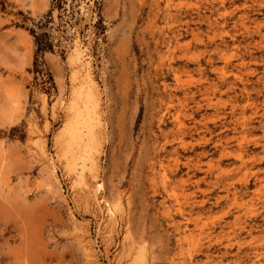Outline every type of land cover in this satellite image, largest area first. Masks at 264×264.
I'll return each mask as SVG.
<instances>
[{
  "label": "rangeland",
  "instance_id": "1",
  "mask_svg": "<svg viewBox=\"0 0 264 264\" xmlns=\"http://www.w3.org/2000/svg\"><path fill=\"white\" fill-rule=\"evenodd\" d=\"M158 1L0 0V264H137L142 251L140 264H264V117L252 120L254 106L264 114V0ZM76 43L99 87V181L122 202L114 219L56 145L83 79L72 80ZM177 120L198 131L174 154ZM221 138H235L222 160Z\"/></svg>",
  "mask_w": 264,
  "mask_h": 264
},
{
  "label": "bare ground",
  "instance_id": "2",
  "mask_svg": "<svg viewBox=\"0 0 264 264\" xmlns=\"http://www.w3.org/2000/svg\"><path fill=\"white\" fill-rule=\"evenodd\" d=\"M158 1V0H157ZM223 1V0H222ZM159 2V1H158ZM167 2L169 3V2H171V0H167ZM222 3H225V2H222ZM157 4V3H156ZM159 5V4H158ZM172 5V4H171ZM223 5V4H222ZM249 5V4H248ZM156 6V5H155ZM218 6V5H217ZM160 7V6H159ZM171 7V6H170ZM253 7V6H252ZM158 8V7H157ZM217 8L218 7H214L213 6V11L215 12H217ZM161 9V8H160ZM245 9V8H244ZM251 9V8H250ZM249 9V10H250ZM169 10V9H168ZM160 12V11H159ZM219 12V13H218ZM218 14H221L220 13V11L218 10ZM170 13V12H169ZM245 13V12H244ZM224 15V14H223ZM228 15V14H227ZM226 15V16H227ZM244 15H246V14H244ZM169 16H170V14H169ZM220 16H222V15H220ZM231 16V15H230ZM240 16V15H239ZM247 16V15H246ZM249 16V15H248ZM181 16L179 15V13L178 14H176V15H171V18H172V20L173 21H176L175 19H179ZM207 17V16H206ZM206 17H202V15L200 16L199 15V20H200V22L199 23H205V24H208V27H209V29H214V28H216V27H220L222 24H220L219 22H218V19H214V22L213 21H211V19L210 18H206ZM223 17V16H222ZM166 18H167V16H166ZM206 18V19H205ZM220 18V17H219ZM222 18H220L219 20H221ZM230 19V18H229ZM247 18L245 17V16H242L241 15V17H240V19L238 20V21H240V22H245V20H246ZM252 20V19H251ZM172 21V22H173ZM180 21V20H179ZM176 22V23H180V22ZM184 22V21H183ZM189 21H187V23L185 24V26L187 25V27H189V23H188ZM190 22H191V20H190ZM193 22V21H192ZM191 22V23H192ZM197 22V21H196ZM239 22V23H240ZM238 23V22H237ZM169 24V23H168ZM224 25L225 24H227V21L225 20L224 21V23H223ZM235 25H236V22L234 23ZM243 24V23H242ZM183 25V24H182ZM260 26V25H259ZM221 27H224V26H221ZM260 27H262V26H260ZM260 27H257L256 29H259ZM191 28V27H190ZM221 29V28H220ZM182 30V29H181ZM188 30V29H187ZM258 31V34H260L261 35V32L259 31V30H257ZM180 32V31H179ZM194 33V32H193ZM249 34L251 35V34H253L251 31L249 32ZM255 34V33H254ZM257 34V33H256ZM178 35V34H177ZM176 35V36H177ZM181 35V34H180ZM184 36V35H183ZM262 36V35H261ZM180 37V36H179ZM178 37V38H179ZM181 37H182V35H181ZM177 38V39H178ZM175 39V38H174ZM176 40V39H175ZM174 40V41H175ZM234 40V39H233ZM184 42V41H183ZM81 43V42H80ZM79 43V44H80ZM174 43H177V50L179 51V48L181 49V46L182 47H184L182 44L179 46V48H178V45H179V41L177 40V42H173V44ZM79 44L78 43H76L75 44V47H74V50H73V52H72V54L69 56V63H70V65H72V67H73V70H74V73H73V76H72V80L73 81H76L77 79H78V75H80L83 79H82V81H81V85H80V87L79 88H77V89H75L74 90V96H73V99H72V102H71V104H70V107H69V119H68V121H67V123H66V125L64 126V136H60L59 135V137L56 139V145H57V147H61V149H62V154L60 155L64 160H65V169L67 170V172L68 173H72V174H75L76 172H77V167H78V165L79 164H81V172L78 174V177H77V182L80 184V185H83L84 186V190L86 191L85 193L88 195V196H90L92 199H96V201L97 202H99L100 204H103L104 205V207H105V210L108 212V214H109V216L112 218V216L113 215H115L117 212H120L121 211V209H122V202H121V200L120 199H117V200H114V201H109V197L108 198H106V197H102L103 196V192H105L106 191V187H105V184L102 182V181H99V173H100V169H99V164H98V161H97V158H98V154H99V152H100V150H101V138H100V136H99V133H98V130H99V128L101 127V117H100V114H99V97H98V85H97V82L94 80V77H93V73H92V71H91V62H89V60L87 61V59H86V57H85V55H84V53H85V51H83L82 50V48H81V46H79ZM167 44V43H166ZM174 46V45H173ZM189 46V45H188ZM169 47V46H168ZM186 48H187V46H186ZM171 49V48H170ZM174 49V48H173ZM184 49V48H183ZM85 50V49H84ZM215 50V49H214ZM246 50H248V49H246ZM250 50V49H249ZM168 51H169V49H168ZM181 51V50H180ZM183 51V50H182ZM220 51H222V50H219L218 48H216V50H215V52L213 53V54H218L217 52H219L220 53ZM251 51V50H250ZM169 52H171V51H169ZM173 52V51H172ZM176 52V51H175ZM225 52V51H224ZM223 52V53H224ZM252 52V51H251ZM170 54V53H169ZM175 54V53H174ZM225 54V53H224ZM171 55V54H170ZM223 55V54H222ZM87 56V55H86ZM217 56V55H216ZM250 56H252V55H250ZM175 57H176V55H175ZM224 57V56H223ZM208 62L206 61L205 63L207 64L208 63V65L210 66L211 65V67L213 66V64H214V62H213V55H210L209 54V56H208ZM250 58V57H249ZM89 59V58H88ZM175 59H177V58H175ZM180 59V58H179ZM220 59H223V58H220ZM253 59V58H252ZM164 60V59H163ZM173 60V63L175 62V60H174V58L172 59ZM218 60H219V57H218ZM255 60V59H254ZM188 61H190V60H188ZM242 62H241V66H246V62L244 61V60H241ZM247 61V60H246ZM172 62V61H171ZM229 62V61H228ZM227 62V63H228ZM257 61H255V63H256ZM199 63V62H198ZM257 63H259V62H257ZM231 64V63H230ZM163 66H164V64H163ZM247 66H248V64H247ZM163 68V67H162ZM218 67H216V68H213V69H211L212 70V73L214 74V73H216V74H218V69H217ZM204 69V68H203ZM202 69V70H203ZM168 70H169V68H168ZM171 70V69H170ZM174 70V69H173ZM201 70V69H200ZM221 70V69H220ZM177 70H175V72H176ZM223 71V70H222ZM253 71V70H252ZM173 72V71H172ZM174 72V73H175ZM188 72V71H187ZM186 72V73H187ZM202 72V71H201ZM182 73H184V72H182ZM223 73H224V71H223ZM255 72H253L251 75H253ZM222 74V73H221ZM184 75V74H183ZM207 76V75H206ZM221 76V75H220ZM219 76V77H220ZM226 76H229V75H225V73L223 74V78H221L220 79V83H216V84H214L212 81V86H209L210 84H208V86H209V88L208 87H206L205 85H203V86H205V88L203 89V90H206V93L209 95V92L208 91H211V90H213L214 92H220L221 90H220V88H221V83L222 84H224V83H226L227 82V80H226ZM254 76V75H253ZM177 77V76H176ZM180 77V76H179ZM218 77V76H217ZM259 78H261V77H259ZM210 80V79H209ZM208 80V81H209ZM261 81H262V79H261ZM207 82V81H206ZM250 82V81H249ZM260 82V81H259ZM231 83V85H232V82H230ZM262 83V82H261ZM166 86V85H165ZM226 87V86H225ZM227 87H230V85L229 86H227ZM233 87V86H232ZM235 87V86H234ZM167 88H168V86H167ZM245 88V87H244ZM229 89V88H228ZM230 89H232V88H230ZM229 89V90H230ZM197 90H198V88H197ZM242 90H243V88H242ZM245 90V89H244ZM165 91V90H164ZM185 91H186V89H185ZM199 92V91H198ZM213 92V93H214ZM248 92H249V90H248ZM203 93V92H202ZM205 93V94H206ZM200 94V93H199ZM205 94H204V96H205ZM184 95H186L185 93H184ZM190 95V94H189ZM195 95V94H194ZM172 96V95H171ZM196 96V95H195ZM207 96V95H206ZM190 97H192V92H191V95H190ZM210 98V97H209ZM193 99V98H192ZM191 98H190V100H192ZM205 99V98H204ZM166 101H168V100H166ZM172 101V100H171ZM204 101H206V100H204ZM195 102H197V101H195ZM249 102V101H248ZM254 102V101H253ZM171 103V102H170ZM207 104H205L206 105V108L207 109H211V108H213V107H216V106H218V103H217V105L215 106L214 105V103L213 102H211V100H209L208 102H206ZM251 103H252V101H251ZM257 103V102H256ZM204 104V103H203ZM262 104V103H261ZM46 105H47V103H46V100H44V106L46 107ZM197 105V104H196ZM171 106H172V104H171ZM201 105H199V108L198 109H201ZM254 107H256V112L253 114L254 116H253V118H252V120L253 119H256L257 121H258V118H261V119H263V117H264V114H262V115H260V113L258 112V106H254ZM254 107L252 108V109H254ZM264 107V106H263ZM197 108V107H196ZM243 108V107H242ZM251 108V107H250ZM249 108V109H250ZM240 109H241V107H240ZM244 109H247L246 107H244ZM263 109V108H262ZM215 110V109H214ZM195 111V110H194ZM234 111V110H233ZM254 111H255V109H254ZM262 111V110H261ZM260 111V112H261ZM244 112V111H243ZM252 112V111H251ZM262 112H264V111H262ZM195 113V112H194ZM236 113V112H235ZM253 113V112H252ZM173 114V113H172ZM167 115V114H166ZM195 115V114H194ZM246 115V114H245ZM217 116V115H216ZM215 116V117H216ZM226 116V115H225ZM224 116V117H225ZM252 116V115H251ZM204 118L206 117V116H203ZM203 117H201V118H203ZM207 118V117H206ZM209 118V117H208ZM219 118V116L217 117V119ZM222 118V117H221ZM226 118V117H225ZM220 119V118H219ZM178 120H180L179 119V117H178ZM177 120V121H178ZM202 120V119H201ZM201 120H199V122L201 121ZM205 120V119H204ZM204 120H202V122L204 121ZM207 120V119H206ZM248 120V119H247ZM251 120V121H252ZM255 120V121H256ZM176 121V122H177ZM198 121V120H197ZM212 121V120H211ZM215 121H216V118H215ZM245 121V120H244ZM263 121V120H262ZM261 121V122H262ZM179 122V121H178ZM195 122V121H194ZM223 122V121H222ZM228 122H230V121H228ZM247 122H249V120L247 121ZM260 122V121H259ZM183 123V122H182ZM182 123H180L179 122V126H177L178 127V129L177 128H175V129H177L176 130V135H175V139L173 140L172 139V141L171 142H169V145H173V144H178V146L179 147H177L178 149H176L175 151L173 150V152H174V154H178V152H179V148L181 149V150H183V149H185L186 150V148H187V144H186V137L188 136V134H192L191 132L192 131H194V130H196V131H198V127H197V124H195V125H193V127H192V129H188L187 128V126H185L184 125V123L182 124ZM198 123V122H197ZM211 123H213V122H211ZM225 123V122H224ZM263 123V122H262ZM262 123H261V128H259V129H262ZM199 124V123H198ZM204 124V123H203ZM264 124V123H263ZM176 125H178V124H176ZM204 125H206V123L204 124ZM219 125V124H218ZM223 125V124H222ZM246 125V124H245ZM215 126H217V125H215ZM220 126V125H219ZM226 126V125H225ZM260 126V125H259ZM232 127V126H231ZM246 127V126H245ZM251 127H253L252 125H251ZM226 128V127H225ZM227 128H229V127H227ZM248 128V127H247ZM258 128V127H257ZM231 129V128H230ZM201 130V129H200ZM253 130H254V128H253ZM256 130V129H255ZM262 130H264V129H262ZM172 131H174V130H172ZM251 131V130H250ZM249 131V132H250ZM169 132V131H168ZM202 132H204L203 134H209V135H212L213 133H211V129L208 127V126H206L204 129H203V131ZM219 132V131H218ZM236 132V131H235ZM199 134V133H198ZM202 134V135H203ZM227 134V133H226ZM241 134H243V133H241ZM214 135V134H213ZM217 135V134H216ZM207 135H204V137L201 139V142H199V143H201V144H208V143H210L211 142V139H209L208 137H206ZM220 136V135H219ZM225 136V135H224ZM239 136V135H238ZM200 137V136H199ZM234 137V136H233ZM243 137V136H242ZM166 138H167V136H166ZM192 138V137H191ZM212 138V137H211ZM218 138V137H217ZM216 138V139H217ZM170 139V138H169ZM193 139V138H192ZM171 140V139H170ZM198 140V139H197ZM200 140V139H199ZM188 141V140H187ZM234 141H235V138H228V139H224V140H222V138L221 139H219V146L223 149L221 152H222V155H221V157H220V159L222 160V159H224V158H230V154H228V152H230V151H228V149H229V146L232 144V143H234ZM238 141V140H237ZM255 141V140H254ZM189 142V141H188ZM256 142V141H255ZM252 143V142H251ZM259 143V142H258ZM258 143H257V145H258ZM201 144H199V145H201ZM191 145V144H190ZM196 145V144H195ZM194 145V146H195ZM46 145H44V143H42V144H40L39 146H38V148H39V150H40V152H41V154L42 155H44L45 157H47V150H46V147H45ZM215 145H213V147H214ZM218 146V145H217ZM263 146V145H262ZM192 147V146H191ZM58 148V149H59ZM173 148V147H172ZM176 148V147H175ZM262 148V147H261ZM264 148V147H263ZM38 150V151H39ZM230 150V149H229ZM264 150V149H263ZM173 152H172V154H173ZM205 153V152H204ZM36 154V153H35ZM171 153L169 152V154L168 155H170ZM173 154V155H174ZM199 155V154H198ZM44 156H43V158H44ZM181 156V155H180ZM208 156V155H207ZM170 157H173L172 155L170 156ZM198 157V156H197ZM200 157V156H199ZM241 157L242 156H240V159H241ZM264 157V156H263ZM262 157V158H263ZM232 158V157H231ZM46 159V158H45ZM254 159V158H253ZM256 159V158H255ZM50 160H52V159H50ZM50 160H48V161H50ZM200 160V159H199ZM220 160V161H221ZM47 161V160H46ZM198 161V160H197ZM243 161V160H242ZM261 161H263V160H261ZM261 161H259V159L258 160H254V162L255 163H259V162H261ZM53 162V161H52ZM52 162H50V164H51V166H50V168H48V170L49 171H51L53 174H55V166L53 165V163ZM56 162V161H55ZM247 162V161H246ZM57 163V162H56ZM63 163V162H62ZM195 163V162H194ZM245 163V162H244ZM49 164V163H48ZM47 164V165H48ZM49 164V165H50ZM198 164V163H197ZM200 164H201V162H200ZM46 165V164H45ZM195 165V164H194ZM199 165V164H198ZM196 166V169H194V170H201V165H199V166ZM237 165V164H236ZM241 165H242V162H241ZM255 165V164H254ZM239 166H240V164H239ZM190 168V167H189ZM221 168V167H220ZM236 167L234 166L233 167V169H235ZM232 169V168H231ZM190 170V169H189ZM193 170V169H192ZM222 170V169H221ZM240 170V169H239ZM238 170V171H239ZM261 170V169H260ZM232 171V170H231ZM205 172V171H204ZM228 172H230V171H228ZM226 173V174H228V175H230L229 173ZM188 173V172H187ZM225 174V173H224ZM188 175V174H187ZM193 175V174H192ZM207 175V174H206ZM213 177V176H212ZM220 177H222V176H220ZM220 177H218V179L220 178ZM204 178V177H203ZM223 178H224V176H223ZM190 180H191V178H189ZM216 179V178H215ZM221 179V178H220ZM227 179V178H226ZM189 180V181H190ZM202 179H200V182H202L201 181ZM222 180V179H221ZM220 180V181H221ZM57 181V180H56ZM205 181V180H204ZM218 181V180H217ZM228 181H230V180H228ZM207 182V181H206ZM199 183V182H198ZM215 183V182H214ZM218 183V182H217ZM217 183H215V184H217ZM208 184V183H207ZM212 184V183H211ZM210 184V185H211ZM220 184H223L222 183V181H221V183ZM224 184H225V182H224ZM195 185V184H194ZM213 187L212 188H214L215 187V185L213 184L212 185ZM216 186H218V185H216ZM224 186H227V184H225ZM231 188V187H230ZM215 189V188H214ZM225 190V189H224ZM102 195V196H101ZM228 195V194H227ZM84 198V197H83ZM86 199V198H85ZM224 199V198H223ZM201 202V201H200ZM98 204V203H97ZM91 207H93V206H91ZM99 207V206H98ZM197 207V206H196ZM100 208V207H99ZM95 210V209H94ZM102 210V209H101ZM98 212V211H97ZM101 213H102V211H101ZM183 213H186L185 211L183 212ZM182 213V214H183ZM118 214V213H117ZM192 214V213H191ZM105 215V214H104ZM191 216V215H190ZM189 216V217H190ZM106 217V216H105ZM192 217V216H191ZM112 219H114V218H112ZM112 219L110 220V222H112ZM190 219V218H189ZM191 220V219H190ZM189 220V222H191ZM115 222V221H114ZM195 223V222H194ZM111 224V223H110ZM242 224V223H241ZM113 225V224H112ZM111 225V226H112ZM115 225V224H114ZM187 225V224H186ZM239 227V226H238ZM80 230V229H79ZM106 230V229H105ZM233 231H234V229H233ZM109 232V231H108ZM105 233V232H104ZM129 234V233H128ZM112 235V234H111ZM212 236V235H211ZM83 237V236H82ZM111 237V236H110ZM125 237V236H124ZM123 237V238H124ZM208 237V236H207ZM108 239H111V238H108ZM131 239V238H130ZM125 240V239H124ZM128 239L126 238V240L125 241H127ZM83 241V240H82ZM82 241H81V243H82ZM111 241H112V239H111ZM129 241V240H128ZM132 241V240H131ZM126 244H128L127 242H125ZM137 243V242H136ZM106 244V243H105ZM131 245L133 244L132 242L130 243ZM121 245V244H120ZM130 245V246H131ZM133 246V245H132ZM138 246V245H137ZM134 247V246H133ZM84 248H85V251L86 252H88V255L89 254H91L89 251L91 250H89V247L85 244L84 245ZM122 248V247H121ZM138 248H139V246H138ZM127 251V250H126ZM208 251V250H207ZM129 252V251H128ZM127 253V252H126ZM126 253H124V254H126ZM140 253V255H138L137 256V260H138V263L137 264H140L141 263V261H142V258L145 256V253L142 251V252H139ZM119 254V256H120V254L121 253H118ZM136 254V253H135ZM124 256V255H123ZM121 257H122V255H121ZM139 257V258H138ZM95 258V257H94ZM208 258V257H207ZM96 259V258H95ZM212 259V258H211ZM210 259V260H211ZM136 260V259H135ZM134 260V261H135ZM136 260V261H137ZM94 262V261H93Z\"/></svg>",
  "mask_w": 264,
  "mask_h": 264
},
{
  "label": "trees",
  "instance_id": "3",
  "mask_svg": "<svg viewBox=\"0 0 264 264\" xmlns=\"http://www.w3.org/2000/svg\"><path fill=\"white\" fill-rule=\"evenodd\" d=\"M38 45H39V51L40 52H42V51H44L45 50V46H43V44L42 43H38Z\"/></svg>",
  "mask_w": 264,
  "mask_h": 264
}]
</instances>
